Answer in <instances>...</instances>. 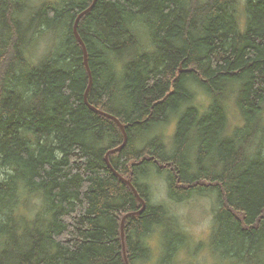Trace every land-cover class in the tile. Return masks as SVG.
Here are the masks:
<instances>
[{"label": "trees", "instance_id": "16d2710c", "mask_svg": "<svg viewBox=\"0 0 264 264\" xmlns=\"http://www.w3.org/2000/svg\"><path fill=\"white\" fill-rule=\"evenodd\" d=\"M92 1L0 0V264H126L142 204L105 161L119 126L84 101ZM77 31L87 99L127 132L109 163L145 201L128 264L189 241L152 175L177 202L213 192L212 251L264 264V0H96Z\"/></svg>", "mask_w": 264, "mask_h": 264}, {"label": "rangeland", "instance_id": "374dc122", "mask_svg": "<svg viewBox=\"0 0 264 264\" xmlns=\"http://www.w3.org/2000/svg\"><path fill=\"white\" fill-rule=\"evenodd\" d=\"M240 23H243V15L240 17ZM48 40L39 44L35 54L31 57L37 60L48 46ZM238 116L235 111L230 113V128L239 124ZM174 130V123H170L165 129L166 134H171ZM150 189V200L153 203L162 204L175 215L189 241L186 247H181L176 253L172 264H240L223 262L216 255L210 246V233L212 230L213 209L215 208V195L213 192L204 195H193L187 200L175 201L170 199L167 193V182L163 175H152L146 181ZM151 242L159 244V231L151 237ZM155 242V243H154ZM158 247V246H157ZM161 249L155 250L154 258H162ZM161 254V255H160Z\"/></svg>", "mask_w": 264, "mask_h": 264}, {"label": "water", "instance_id": "95a60500", "mask_svg": "<svg viewBox=\"0 0 264 264\" xmlns=\"http://www.w3.org/2000/svg\"><path fill=\"white\" fill-rule=\"evenodd\" d=\"M96 0H93L91 5L86 8L84 11H82L81 13H79L74 21V25H73V31H74V34H75V37L77 38L78 42L81 44L82 46V51H83V60H84V65H85V68H86V71H87V74H88V84L86 86V89H85V92H84V101L86 103V105L94 112L100 114V115H103L105 117H108L110 119H112L113 121H115L117 123V125L119 126L122 134H123V142L113 148V149H110L109 151H107L106 155H105V161L106 163L108 164V166L111 168V170L119 177L121 178L133 191V193L135 194V196L138 198V200L141 202L142 206L141 208L138 210V211H134V212H130V213H127L123 216L122 220H121V225H120V233H121V239H122V244H123V252H124V257H125V261H126V264H128V260L126 258V255H125V248H124V220L126 219L127 216L129 215H136V214H140L143 210V208L145 207V201L143 200V198L138 194L137 190L135 189L134 185L131 183V181L127 178H124L123 176H121L119 173L116 172V170L111 166V164L109 163V160H108V155L110 153H113L117 150H119L127 141V132L125 130V126L123 125V123L117 118L115 117L114 115L110 114V113H107L105 111H102L98 108H96L95 106L91 105L87 99V94H88V91L90 89V86L92 84V73H91V70H90V67H89V64H88V56H87V49H86V46H85V43L83 41V39L81 38V36L79 35L78 31H77V23L80 19V17L82 15H84L85 13L89 12L90 9L92 8V6L94 5Z\"/></svg>", "mask_w": 264, "mask_h": 264}, {"label": "bare ground", "instance_id": "6f19581e", "mask_svg": "<svg viewBox=\"0 0 264 264\" xmlns=\"http://www.w3.org/2000/svg\"><path fill=\"white\" fill-rule=\"evenodd\" d=\"M92 9V8H91ZM123 147V146H122Z\"/></svg>", "mask_w": 264, "mask_h": 264}]
</instances>
